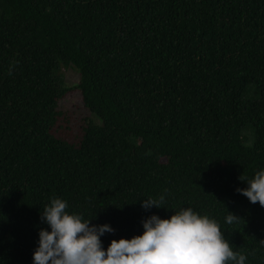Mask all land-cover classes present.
Segmentation results:
<instances>
[{"label":"trees","instance_id":"trees-1","mask_svg":"<svg viewBox=\"0 0 264 264\" xmlns=\"http://www.w3.org/2000/svg\"><path fill=\"white\" fill-rule=\"evenodd\" d=\"M260 167L264 0H0V264H32L54 196L115 229L105 248L192 207L264 264V206L236 191Z\"/></svg>","mask_w":264,"mask_h":264},{"label":"clouds","instance_id":"clouds-1","mask_svg":"<svg viewBox=\"0 0 264 264\" xmlns=\"http://www.w3.org/2000/svg\"><path fill=\"white\" fill-rule=\"evenodd\" d=\"M245 183L236 191L264 206V167ZM164 200V194L149 196L141 206L160 208ZM67 209V200L54 196L40 212L48 228L38 232L32 264H246V254L234 250L219 222L192 207H181L166 218L153 213L141 221L142 233L111 239L106 248L101 237L115 229ZM237 218L228 211L227 222Z\"/></svg>","mask_w":264,"mask_h":264},{"label":"rangeland","instance_id":"rangeland-1","mask_svg":"<svg viewBox=\"0 0 264 264\" xmlns=\"http://www.w3.org/2000/svg\"><path fill=\"white\" fill-rule=\"evenodd\" d=\"M65 78L68 85H75L79 82V72L77 68L71 66L64 70ZM61 109L67 113L69 122H62L58 127L57 132L65 136L66 138H73L78 131V120L82 115H86V110L83 107L82 97L79 91L74 90L70 92L62 101ZM246 132H249L246 131ZM248 144V141H245Z\"/></svg>","mask_w":264,"mask_h":264}]
</instances>
